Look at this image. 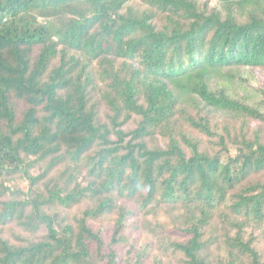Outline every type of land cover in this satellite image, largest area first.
I'll use <instances>...</instances> for the list:
<instances>
[{"label": "trees", "instance_id": "16d2710c", "mask_svg": "<svg viewBox=\"0 0 264 264\" xmlns=\"http://www.w3.org/2000/svg\"><path fill=\"white\" fill-rule=\"evenodd\" d=\"M263 239L264 0H0V264H264Z\"/></svg>", "mask_w": 264, "mask_h": 264}, {"label": "rangeland", "instance_id": "374dc122", "mask_svg": "<svg viewBox=\"0 0 264 264\" xmlns=\"http://www.w3.org/2000/svg\"><path fill=\"white\" fill-rule=\"evenodd\" d=\"M252 72V71H251ZM229 74L235 75V78H238L235 80L236 83H239L238 81H240L239 77L245 76L248 77L250 82H252L253 84H261L262 82L258 79V77L254 74L250 73V70H245L243 68L241 69H235L232 70L231 72H229ZM241 84V81L240 83ZM243 86L241 85L240 87H247L246 83H242ZM162 143V141H161ZM149 219L153 222H157L160 225L164 224L165 226V232L167 234V236L172 237V238H176L178 237V231L176 229V226L174 224V221L171 219V217L166 213V211L164 210H160L155 214H151L149 215ZM112 221H113V216L112 215H107L105 216L102 221L99 222H94L93 225L94 227H101L103 226L104 228H108L110 230V228H112ZM171 232V233H170ZM131 237L133 240H136L138 245H144L146 242H149L153 235L150 234H146V233H131ZM260 248L263 249L264 251V239L261 241L260 243ZM160 260V262H162V264H178V262L175 259V255H173L171 252L169 251H162L160 249H158L157 247L155 248L154 251V256H151L150 259L148 260V263H152L154 262V260Z\"/></svg>", "mask_w": 264, "mask_h": 264}]
</instances>
